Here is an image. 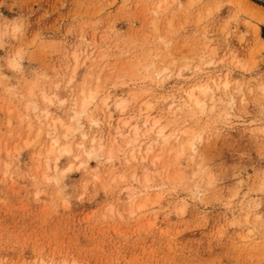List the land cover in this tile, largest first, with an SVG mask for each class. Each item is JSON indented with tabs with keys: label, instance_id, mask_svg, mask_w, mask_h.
<instances>
[{
	"label": "rangeland",
	"instance_id": "rangeland-1",
	"mask_svg": "<svg viewBox=\"0 0 264 264\" xmlns=\"http://www.w3.org/2000/svg\"><path fill=\"white\" fill-rule=\"evenodd\" d=\"M74 53L97 123L55 161L40 121L74 126ZM0 264H264V0H0Z\"/></svg>",
	"mask_w": 264,
	"mask_h": 264
},
{
	"label": "bare ground",
	"instance_id": "bare-ground-1",
	"mask_svg": "<svg viewBox=\"0 0 264 264\" xmlns=\"http://www.w3.org/2000/svg\"><path fill=\"white\" fill-rule=\"evenodd\" d=\"M249 3V2H248ZM249 5V4H248ZM246 4V6H248ZM252 6V5H251ZM254 7V6H253ZM260 11V10H259ZM253 14V13H252ZM252 16V15H251ZM87 55V54H86ZM85 56V55H84ZM73 62L71 64L72 66V69H71V73L69 74V78L66 80V84L64 85V97L62 99H58L57 101L59 103H64L66 100H69L70 101V106H69V111H70V114H69V119L70 121L74 124V126L72 127L70 124H63L62 121L60 119L58 120H55V119H50L49 116H48V112H43V115L41 116L42 117V121H40V125H43V127H45L47 130H46V133L48 135L51 136V144L49 145V147L47 148V150L45 151L46 153V156H49V155H52L54 153H57L55 155V161L58 159L59 156L61 155H67L70 154L71 152V149H70V146L69 144H60V138L57 136L58 135V130L60 128H64V131H63V137L64 138H68L69 134L73 131H80V137L82 140H85L87 139V133L83 132L82 130V125H81V121L80 119L81 118H86L87 120H89L90 122V125L91 126H94L96 125V121L95 119L92 120L90 115H89V107L90 105H92L93 103H95V101L98 99L99 97V94L100 92L102 91L101 87L98 85V84H95V85H89V86H86V85H82V86H79V87H74L76 88L75 90L73 89V81H74V78H76V75H77V70L79 68V66L81 65L83 68L85 66H90V69L93 65V60L87 56L85 57V59L83 61H81L80 63V60H79V56L78 54L74 53L73 54ZM206 65H208V68L210 67L211 63H207ZM184 68V67H183ZM90 69H87V71ZM70 70V69H69ZM86 70V69H85ZM198 70H201V69H198ZM94 71V70H93ZM86 72V71H85ZM158 72V71H156ZM94 74V72H92ZM153 73V72H152ZM86 74V73H85ZM84 75V74H83ZM149 75V74H148ZM85 76V75H84ZM94 77V76H93ZM153 77V76H152ZM228 74L225 73L224 75H210L207 77V79L205 78V81H201L199 83H195V85H193V88L190 92H187L186 93V96H187V100L191 103H193V105L195 106H203L204 104L202 102L199 101L200 98L197 97L196 93H201L202 95L204 94H207L208 92H213V91H216V90H221V89H224L226 90L227 88H229V81H228ZM161 78V77H160ZM159 78V79H160ZM83 79V78H82ZM94 79V78H93ZM242 79V78H241ZM256 80V79H255ZM88 81V80H87ZM86 81V82H87ZM90 82V81H89ZM246 82V81H245ZM259 82V81H258ZM257 82V83H258ZM36 83V82H35ZM256 83V84H257ZM64 84V83H63ZM83 84V83H82ZM88 84V83H87ZM93 84V83H92ZM57 85V84H56ZM56 85H55V89H56ZM229 86V87H228ZM30 87V86H29ZM231 88V87H230ZM59 90V88H58ZM48 94V92H47ZM53 95V93H51ZM210 95V94H209ZM35 97H37L35 95ZM42 100L44 102H53L52 100L53 99H56V95L55 97L53 96V98L51 97H48V96H45L42 94ZM59 97V96H58ZM100 98V97H99ZM213 98V97H212ZM221 99V98H219ZM175 100V98H174ZM180 100V99H179ZM201 100V99H200ZM105 101V99L103 100ZM127 101V100H126ZM185 101V100H183ZM106 102V101H105ZM104 102V103H105ZM188 102V103H189ZM215 102V101H213ZM123 103H124V100L123 99H120L118 101H114V103L112 104V109H111V112L108 116V118L112 119L113 115H114V110H116L117 108H122L123 107ZM179 104V103H178ZM187 104V102H186ZM38 105V104H37ZM55 105V104H53ZM106 107H109L110 106L108 104H106ZM153 105V104H152ZM174 105L173 102L171 104V106ZM183 105V104H182ZM52 106V104H51ZM179 106V105H178ZM46 107V106H45ZM153 107V106H152ZM43 108V107H42ZM41 108V109H42ZM40 109V108H39ZM175 109H177V107H175ZM201 109V108H200ZM43 110V109H42ZM48 111V110H47ZM177 111V110H176ZM52 116V115H50ZM57 117V116H56ZM55 118V117H54ZM63 118V117H62ZM40 120V119H39ZM98 127V126H97ZM139 130L137 129V127L134 128V137L133 138H128L127 139V142H126V145L130 147V145L133 146L132 148V152H131V155H130V158L131 160H135L136 159V155L139 156L141 154H144L145 157L148 155V151H144L141 147V145H134L136 144L137 142V139L139 137ZM152 130L149 131V134H151ZM60 135V134H59ZM91 136V135H90ZM99 136V135H98ZM157 136L158 137H164L163 136V131H159L157 133ZM62 137V138H63ZM74 137V136H73ZM123 136L122 135H117L115 137V141H117L118 139H122ZM164 139H166V137H164ZM108 141V140H107ZM156 141V140H154ZM69 142V141H68ZM87 142V141H86ZM91 144H94V143H99L97 145V147H92L87 150L86 148L83 149V153H85L87 155V157H92V156H97L100 155L98 154L99 151L103 150V145H100V142H102V138L101 136L97 137V136H91L89 141ZM67 143V142H66ZM71 144V142H70ZM85 144V143H84ZM83 142H80L78 144V146H82L84 145ZM73 145V143H72ZM183 146V143H181L179 141V143L177 144V146ZM89 146V145H87ZM108 148H109V145H108ZM106 149V148H105ZM114 149V148H113ZM77 150V149H76ZM81 150V149H80ZM106 151V150H105ZM104 151V152H105ZM130 151V150H129ZM80 152V151H79ZM73 152H71L72 154ZM76 154V153H75ZM74 156V155H73ZM72 157V156H70ZM81 157V156H80ZM142 157V156H141ZM140 157V158H141ZM144 158V156L142 157V159ZM83 159V158H81ZM80 159V160H81ZM45 162H46V166H48V158H45ZM59 167V166H58ZM51 169L53 171H57V165L56 163L54 162L53 164H51ZM59 171V170H58ZM130 194H127L126 196V201L127 203H131V201L133 200L134 198V193H132L131 191H129ZM137 197V196H136ZM144 206V205H142ZM142 206H139V207H142Z\"/></svg>",
	"mask_w": 264,
	"mask_h": 264
}]
</instances>
